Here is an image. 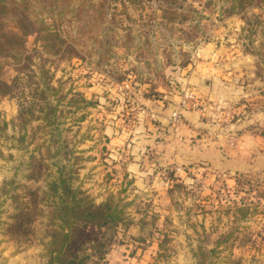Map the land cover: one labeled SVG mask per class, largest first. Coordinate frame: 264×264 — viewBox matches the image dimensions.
<instances>
[{
	"label": "rangeland",
	"instance_id": "obj_1",
	"mask_svg": "<svg viewBox=\"0 0 264 264\" xmlns=\"http://www.w3.org/2000/svg\"><path fill=\"white\" fill-rule=\"evenodd\" d=\"M163 1L34 2L63 46L0 58V264H47L59 178L122 211L93 264H264V2Z\"/></svg>",
	"mask_w": 264,
	"mask_h": 264
},
{
	"label": "trees",
	"instance_id": "obj_2",
	"mask_svg": "<svg viewBox=\"0 0 264 264\" xmlns=\"http://www.w3.org/2000/svg\"><path fill=\"white\" fill-rule=\"evenodd\" d=\"M35 1L39 0H0V58L12 57L15 59L21 55L25 38L31 34L44 41V48L51 52L57 53L62 50L63 41L58 33L50 32L37 15H32ZM52 1L44 0L46 3L44 8L48 12L51 10ZM70 1L64 0L63 4H69ZM236 1L240 9L264 2V0ZM163 2L166 3V6L162 7V16L167 20L177 18L180 13L170 5L172 0ZM231 13L232 11H227V14ZM10 21L14 25L11 29L7 28ZM0 87L4 88L6 94L11 92V85L4 81H0ZM35 90L43 99L44 91L42 89L37 91V88ZM31 105L25 109L20 108L18 114L20 118H26L29 116L28 114L32 115ZM40 110L43 113V118L49 120L52 108L49 107L47 110L41 108ZM27 121L23 120V122ZM51 186L53 190L59 188L60 192L56 196L58 202H51L49 205L53 229L48 235L50 240L46 251L47 264H93L95 260L102 259L106 253V246L110 244V239L116 233V227L123 218L122 211L111 201L95 205L87 201L86 198L78 196L79 192L72 190L67 185L65 178H59L58 183L51 182ZM35 193L29 195L32 199V203L28 199L32 204L30 209L23 207L15 209L16 213L12 215L11 222L8 223L11 233L20 231L25 227V224L28 225L30 222L29 211L33 214L38 206Z\"/></svg>",
	"mask_w": 264,
	"mask_h": 264
},
{
	"label": "built area",
	"instance_id": "obj_3",
	"mask_svg": "<svg viewBox=\"0 0 264 264\" xmlns=\"http://www.w3.org/2000/svg\"><path fill=\"white\" fill-rule=\"evenodd\" d=\"M190 97H192V95H190ZM171 116H172L171 119H172V121H173L174 124L175 123H179V121H180V114L178 112L172 113Z\"/></svg>",
	"mask_w": 264,
	"mask_h": 264
},
{
	"label": "water",
	"instance_id": "obj_4",
	"mask_svg": "<svg viewBox=\"0 0 264 264\" xmlns=\"http://www.w3.org/2000/svg\"><path fill=\"white\" fill-rule=\"evenodd\" d=\"M205 54L206 55H209V56L212 55V53H210V52H205Z\"/></svg>",
	"mask_w": 264,
	"mask_h": 264
}]
</instances>
